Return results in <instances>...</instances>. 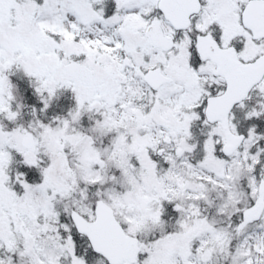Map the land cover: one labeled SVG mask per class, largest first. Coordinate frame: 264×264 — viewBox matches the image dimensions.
<instances>
[{"label": "snow or ice", "instance_id": "obj_1", "mask_svg": "<svg viewBox=\"0 0 264 264\" xmlns=\"http://www.w3.org/2000/svg\"><path fill=\"white\" fill-rule=\"evenodd\" d=\"M0 264H264V0H0Z\"/></svg>", "mask_w": 264, "mask_h": 264}]
</instances>
